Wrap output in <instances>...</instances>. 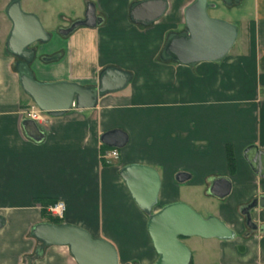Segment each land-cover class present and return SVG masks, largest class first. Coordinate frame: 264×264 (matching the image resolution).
Returning <instances> with one entry per match:
<instances>
[{"label":"crops","instance_id":"1","mask_svg":"<svg viewBox=\"0 0 264 264\" xmlns=\"http://www.w3.org/2000/svg\"><path fill=\"white\" fill-rule=\"evenodd\" d=\"M134 1L94 0L105 22L74 32L67 52L58 50L59 42L43 50L60 53L57 62L38 59L32 66L40 82L82 86L96 84L109 66L132 75L127 89L100 98L95 109L73 108L60 117L46 116L44 125L36 123L41 141L24 128L28 119L23 111L32 101L19 83L16 60L5 47L0 51V215L6 219L0 230V264H76L68 248H42L29 235L33 225L43 222L38 199L63 201L64 223L111 242L121 264H154L158 256L148 217L120 176L131 164L157 169L161 207L178 201L183 186L203 188L204 196H211L213 181L229 178L232 190L217 215L235 238H187L192 262L264 264V206L252 211L257 230L248 229L241 214L252 201L264 200V178L243 157L250 146L264 152V0H252L253 14L242 15L247 33L242 47L238 40L234 54L196 68L160 59L167 37L185 30L184 11L193 0H167L166 14L148 27L130 21ZM216 2L211 9L221 13L225 5ZM68 58L70 72L54 68ZM114 129L127 133L128 143L118 160L103 164L100 138ZM227 147L235 154L233 174ZM180 172L190 175L183 184L176 181Z\"/></svg>","mask_w":264,"mask_h":264},{"label":"water","instance_id":"2","mask_svg":"<svg viewBox=\"0 0 264 264\" xmlns=\"http://www.w3.org/2000/svg\"><path fill=\"white\" fill-rule=\"evenodd\" d=\"M225 6L240 4L243 0H219ZM208 0H193L185 9V30L171 33L160 53L165 63L196 68L203 63H220L225 60L239 38V27L225 20L213 18L208 11L214 8ZM168 11L167 0H142L129 8L130 21L135 25L148 27L160 21ZM4 14L11 23L5 48L7 53L19 59L16 64L19 83L23 92L47 116L60 117L73 108L91 110L98 106L100 98L124 91L132 75L118 67L101 70L96 85L82 86L77 82H40L35 77L31 64L35 59L36 44L48 43L52 35L46 31L41 19L34 13L26 12L21 0H12ZM97 19L96 7L89 3L85 17L75 21L58 34L68 37L81 28L94 29L102 24ZM28 136L41 141L43 134L32 120L24 122ZM101 144L110 149L122 150L128 143L123 130L114 129L102 134ZM246 158L252 169L264 178V152L250 146ZM131 197L137 207L148 217L147 230L157 253L154 264H190L191 250L180 239L200 237L230 241L235 232L215 216L204 218L189 205L176 202L159 206L162 188L159 172L147 165L131 164L120 171ZM190 175L180 172L176 181L187 182ZM232 190L229 178H217L211 184L209 193L219 200L227 198ZM264 206V200H254L241 209L245 224L250 230H257L252 211ZM6 226V219L0 215V230ZM30 235L45 247H66L76 264H120L117 249L109 241L94 238L77 225L39 222L30 229Z\"/></svg>","mask_w":264,"mask_h":264},{"label":"rangeland","instance_id":"3","mask_svg":"<svg viewBox=\"0 0 264 264\" xmlns=\"http://www.w3.org/2000/svg\"><path fill=\"white\" fill-rule=\"evenodd\" d=\"M93 1L94 0H23L22 7L26 12H31L36 14L41 19V22L43 23V26L45 27L46 31L49 32L50 34H54L51 46H54L59 42L58 44H60L61 46L58 47V50L60 49L67 52L68 51L67 43L69 42V39L72 35H70V37H59L56 35V33H58L59 30H61L62 28L69 27L71 22L80 18L83 15L86 3ZM208 1L213 6L215 5V3H217L216 0H208ZM9 2L10 0H0V51H3L4 47H6L5 43L11 27V23L4 14V9L6 8ZM252 2H253L252 0H243L240 4L234 5L233 7L225 6L221 9L222 10L221 13L214 12L212 11V9L208 11L211 17L225 20L239 27L238 48L242 47V44L245 42L246 34H247L246 24L243 22L241 23V18L242 15H245V17H251V15L253 14ZM79 30L81 29H78V31ZM82 30H87V29L82 28ZM69 50L72 51V49ZM234 50L236 51V45L231 53L234 54L235 53ZM93 58H95V56H93L89 60L90 66L93 64V62H95ZM60 67L70 72V70L73 67V63L68 58L61 64L57 63L56 65H54L55 69H60ZM245 152L246 149L243 152V157L246 159ZM225 200L226 199L219 200L211 196H204L203 188H199V187L190 188L187 186H183L180 189L179 200L175 202L172 201L168 204L182 202L189 205L193 210H195L197 213L202 215L204 218H208L210 216H215L218 218L217 213L219 212L220 207L224 204ZM162 205H163V201L162 202L160 201V205L158 206L157 210L160 209ZM100 239H104V238H100ZM187 240L188 239H184L182 241L189 248L188 244L186 243ZM34 256L35 255L33 253L32 258ZM24 264H28V261L24 260Z\"/></svg>","mask_w":264,"mask_h":264},{"label":"built area","instance_id":"4","mask_svg":"<svg viewBox=\"0 0 264 264\" xmlns=\"http://www.w3.org/2000/svg\"><path fill=\"white\" fill-rule=\"evenodd\" d=\"M23 115L26 119L32 120L35 123L44 125L46 122V113L41 111L34 103H31L24 111ZM103 158L107 163L113 160H118L120 158V151L116 149H111L105 153ZM67 211V206L63 201H57L55 204L50 205L47 208V212L60 220H63Z\"/></svg>","mask_w":264,"mask_h":264},{"label":"trees","instance_id":"5","mask_svg":"<svg viewBox=\"0 0 264 264\" xmlns=\"http://www.w3.org/2000/svg\"><path fill=\"white\" fill-rule=\"evenodd\" d=\"M109 150H111V149L108 148V147H106L105 145H101L102 163L103 164H106V161L103 158V156ZM226 158H227V163H228L229 171H230L231 174H233L235 172V170H236V159H235V154L233 152V149L231 147H227ZM56 202L57 201L56 200H53V199H38V200L35 201V203L41 205V207H42L41 208V217H42L43 222H48V223L57 224V225L64 224V220H60L58 218H55V217L51 216L47 212V208L50 205L55 204ZM180 239L181 240H184L185 238L180 237ZM39 244L42 245V243H40V242H39ZM36 257H38V256H36ZM190 264H193V262L191 261Z\"/></svg>","mask_w":264,"mask_h":264},{"label":"flooded vegetation","instance_id":"6","mask_svg":"<svg viewBox=\"0 0 264 264\" xmlns=\"http://www.w3.org/2000/svg\"><path fill=\"white\" fill-rule=\"evenodd\" d=\"M12 0H10V2H11ZM138 1H142V0H135L134 2H138ZM9 2V3H10ZM134 2H132V3H134ZM8 3V4H9ZM21 3H22V5H23V0H21ZM89 3H93L94 5H95V7H96V15H97V19H100V20H102L101 22H102V24L105 22V20H106V16H105V14H103V13H101V11L99 10V8H98V6H97V4L93 1V2H87L86 3V5H85V8H84V12H83V15L80 17V18H78V19H76L75 21H78V20H82V19H84V17H85V13H86V10H87V7H88V4ZM131 3V4H132ZM131 4H130V6H131ZM234 6V5H233ZM232 7V6H231ZM5 10V9H4ZM75 21H73V22H71L70 23V25H69V27L71 26V24H73ZM68 28V27H67ZM11 29V28H10ZM9 32H10V30H9ZM76 32V31H75ZM9 34V33H8ZM52 35V38H51V40L48 42V43H46V44H40V43H38V44H36L33 48H35L36 49V55H35V59H34V61L32 62V64H31V68H32V66L34 65V63L36 62V60H38V59H40V60H42L44 63H47V64H52V63H55V62H57V60H58V57L60 56V53H55V54H47L45 51H43V50H46L47 49V47L48 46H51V44H52V40H53V37H54V34H51ZM56 35L57 36H59V37H62V36H60L58 33H56ZM72 35V34H71ZM69 37V36H68ZM41 52H44V54L43 55H40V53ZM52 59H53V61H52ZM56 59V60H55ZM15 60H16V64H17V62L19 61V59H16L15 58ZM109 67H115V66H109ZM107 68V67H106ZM104 69V68H103ZM102 69V70H103ZM123 70V69H122ZM125 71V70H124ZM97 83H98V80H97ZM96 83V84H97ZM96 84H94V85H96Z\"/></svg>","mask_w":264,"mask_h":264}]
</instances>
